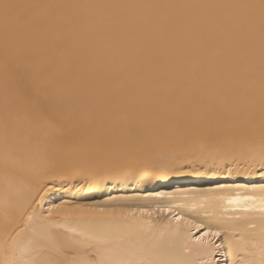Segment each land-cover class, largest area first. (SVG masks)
Here are the masks:
<instances>
[{
	"label": "bare ground",
	"instance_id": "bare-ground-1",
	"mask_svg": "<svg viewBox=\"0 0 264 264\" xmlns=\"http://www.w3.org/2000/svg\"><path fill=\"white\" fill-rule=\"evenodd\" d=\"M0 264H264V0H0Z\"/></svg>",
	"mask_w": 264,
	"mask_h": 264
},
{
	"label": "rangeland",
	"instance_id": "rangeland-1",
	"mask_svg": "<svg viewBox=\"0 0 264 264\" xmlns=\"http://www.w3.org/2000/svg\"><path fill=\"white\" fill-rule=\"evenodd\" d=\"M34 79H36V78H34ZM17 82H16V81ZM15 82V83H14ZM23 82V80H22V77L20 76L19 78H15L14 80H13V87H15L16 86V88H18L17 89V92H19V93H22L21 95H20V97L18 98L19 100H21V101H26L27 102V100L25 99V96H24V92H23V84H21ZM112 90V89H111ZM92 91V90H91ZM88 94V93H87ZM97 98H95V97H93L92 96V98L90 99L89 98V101H88V99H87V101L85 102V104L88 102V105H90L91 106V104H93V106L95 107V108H102V107H106V106H108V105H110L109 104V102H105L104 101V96H106L104 93L102 94V95H99V94H97ZM99 98H101V99H99ZM12 100V101H10V102H12V103H15L16 101H19V100ZM25 99V100H24ZM96 101H95V100ZM99 99V100H98ZM94 100V101H93ZM14 101V102H13ZM100 101H101V105H100ZM9 102V103H10ZM92 102V103H91ZM91 103V104H90ZM97 104V106H96V104ZM128 115H130V114H126V117L128 116ZM135 119V118H134ZM134 119L132 120V121H134ZM137 120V119H136ZM183 123V124H182ZM181 123V125L179 126V125H177V127L179 128V127H181V129L180 130H183V128H182V126L184 127V129H188V127H189V125H187V124H185L184 122H182ZM155 125V126H154ZM153 126V128H151V129H153L152 131H151V135L149 134L147 137H155L157 140L158 139H161L162 140V138H163V140H164V138L165 137H168V133L167 134H164L165 133V131H164V133L162 132L163 130H162V127L161 128H159L160 126H157V124L155 123ZM236 125H238V124H236ZM235 125V126H236ZM156 127H157V129H156ZM163 128H165V127H163ZM187 132H189V131H187ZM164 135H163V134ZM162 135V136H161ZM187 140H190L189 138L187 139Z\"/></svg>",
	"mask_w": 264,
	"mask_h": 264
},
{
	"label": "snow or ice",
	"instance_id": "snow-or-ice-1",
	"mask_svg": "<svg viewBox=\"0 0 264 264\" xmlns=\"http://www.w3.org/2000/svg\"><path fill=\"white\" fill-rule=\"evenodd\" d=\"M22 87H23L25 99L28 101V104L34 107L35 110H37L38 112L45 113L49 120H54L55 119L54 114L47 113V109L44 101H42L41 98L33 95L31 86L27 82H24Z\"/></svg>",
	"mask_w": 264,
	"mask_h": 264
}]
</instances>
